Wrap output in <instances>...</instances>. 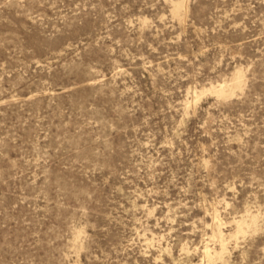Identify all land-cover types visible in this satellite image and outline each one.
Listing matches in <instances>:
<instances>
[{
    "label": "rangeland",
    "instance_id": "obj_1",
    "mask_svg": "<svg viewBox=\"0 0 264 264\" xmlns=\"http://www.w3.org/2000/svg\"><path fill=\"white\" fill-rule=\"evenodd\" d=\"M0 264H264V0H0Z\"/></svg>",
    "mask_w": 264,
    "mask_h": 264
}]
</instances>
